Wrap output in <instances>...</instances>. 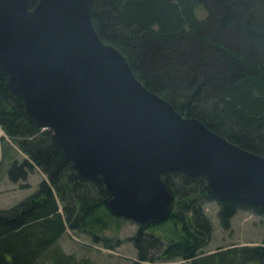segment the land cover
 <instances>
[{"label":"trees","instance_id":"1","mask_svg":"<svg viewBox=\"0 0 264 264\" xmlns=\"http://www.w3.org/2000/svg\"><path fill=\"white\" fill-rule=\"evenodd\" d=\"M91 1L98 37L123 55L146 89L229 142L264 156V0ZM0 129L24 155L10 162L12 180L32 168L43 175L31 194L0 209V264H80L57 243L65 230L113 249L118 240L111 244L101 233L119 219L106 208L108 193L71 167L51 131L40 130L20 96L8 91L1 69ZM161 178L172 195L167 217L158 223L163 235L151 232L154 225L138 223L130 238L136 250L131 264H264V239L202 255L211 232L202 203H217L223 228L236 210L264 214V207L214 199L202 176L168 171Z\"/></svg>","mask_w":264,"mask_h":264},{"label":"water","instance_id":"2","mask_svg":"<svg viewBox=\"0 0 264 264\" xmlns=\"http://www.w3.org/2000/svg\"><path fill=\"white\" fill-rule=\"evenodd\" d=\"M91 0H0V69L35 125L49 129L108 211L155 225L172 195L161 178L202 176L214 199L264 207V156L177 112L103 42Z\"/></svg>","mask_w":264,"mask_h":264},{"label":"rangeland","instance_id":"3","mask_svg":"<svg viewBox=\"0 0 264 264\" xmlns=\"http://www.w3.org/2000/svg\"><path fill=\"white\" fill-rule=\"evenodd\" d=\"M24 155L10 143V140L0 129V209L13 206L24 197L31 194L43 175L37 168H32L24 178H16L13 171L10 172V162H19ZM217 203L206 201L202 203V211L207 217L210 226V240L202 248V255L215 252L219 249L226 250L230 247L254 246L262 244L264 239V214H256L246 209L236 210L228 220V225L223 228L217 217ZM179 227V226H178ZM137 229V223L119 217L109 227L102 230L104 237L110 239L113 244L117 239L118 244L113 249L103 247L100 242H93L91 238L81 232L65 230L57 243L66 254H72L80 264H131L136 259V250L130 238ZM164 226L154 225L151 232L163 235ZM167 233V232H166ZM164 243V242H163ZM156 256V255H155ZM238 261H243L239 258ZM47 261L41 264H46ZM144 264H189L188 261L173 259ZM239 264H254L251 262Z\"/></svg>","mask_w":264,"mask_h":264}]
</instances>
